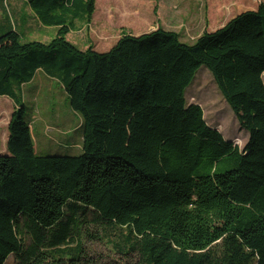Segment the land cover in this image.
<instances>
[{
  "label": "trees",
  "instance_id": "1",
  "mask_svg": "<svg viewBox=\"0 0 264 264\" xmlns=\"http://www.w3.org/2000/svg\"><path fill=\"white\" fill-rule=\"evenodd\" d=\"M26 1L59 30L48 44L0 33V97L16 105L0 154V264L77 262L86 227L120 231L138 264H264V3L194 44L159 28L100 53L66 39L94 0ZM202 67L249 133L243 148L187 102ZM40 71L82 117L80 156L35 152L18 95Z\"/></svg>",
  "mask_w": 264,
  "mask_h": 264
},
{
  "label": "rangeland",
  "instance_id": "2",
  "mask_svg": "<svg viewBox=\"0 0 264 264\" xmlns=\"http://www.w3.org/2000/svg\"><path fill=\"white\" fill-rule=\"evenodd\" d=\"M261 3L264 0H94L95 10L90 20H83V16L69 18L66 39L82 51L93 48L103 53L122 35L140 36L161 28L177 33L183 43L194 44L205 31H214L238 14L257 9ZM9 29L19 33L22 43L48 44L56 38L59 27L40 22L26 0H0V31ZM18 97L25 106V119L31 127L36 154L76 157L83 153L82 117L72 110L59 82L40 71ZM186 99L189 104L203 108L209 126L230 141L239 135L240 147H244L249 133L241 130L207 68L199 70L186 91ZM15 108L11 101L0 99V154L7 149L8 125ZM83 232L78 261L63 255L61 264H138L136 254L123 255L125 251L117 247L120 231L109 234L86 227ZM26 242L30 243L29 239ZM77 245L75 242L71 247L77 249ZM6 264L18 262L11 256Z\"/></svg>",
  "mask_w": 264,
  "mask_h": 264
},
{
  "label": "crops",
  "instance_id": "3",
  "mask_svg": "<svg viewBox=\"0 0 264 264\" xmlns=\"http://www.w3.org/2000/svg\"><path fill=\"white\" fill-rule=\"evenodd\" d=\"M0 33H1V31H0ZM53 80V79H52ZM27 86V85H26ZM26 86L24 87V88H26ZM0 99H6V100H9V101H11L12 103H14L11 99H9V98H7V97H0ZM15 104V103H14ZM16 106V105H15ZM12 115V114H11ZM243 131V130H242ZM247 134V133H246ZM236 137H239V135L238 136H236ZM248 135H247V141H248ZM247 141H246V143H247ZM242 142V141H241Z\"/></svg>",
  "mask_w": 264,
  "mask_h": 264
},
{
  "label": "built area",
  "instance_id": "4",
  "mask_svg": "<svg viewBox=\"0 0 264 264\" xmlns=\"http://www.w3.org/2000/svg\"><path fill=\"white\" fill-rule=\"evenodd\" d=\"M234 142H235L236 144L240 145L241 140H240V138L236 137V138L234 139Z\"/></svg>",
  "mask_w": 264,
  "mask_h": 264
}]
</instances>
